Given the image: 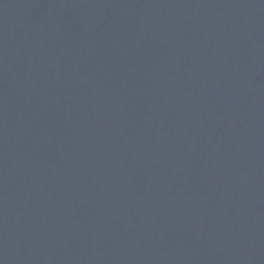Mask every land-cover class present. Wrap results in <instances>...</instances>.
Instances as JSON below:
<instances>
[{
  "label": "water",
  "instance_id": "water-1",
  "mask_svg": "<svg viewBox=\"0 0 264 264\" xmlns=\"http://www.w3.org/2000/svg\"><path fill=\"white\" fill-rule=\"evenodd\" d=\"M0 264H264V0H0Z\"/></svg>",
  "mask_w": 264,
  "mask_h": 264
}]
</instances>
